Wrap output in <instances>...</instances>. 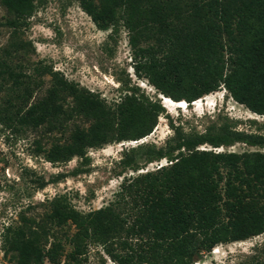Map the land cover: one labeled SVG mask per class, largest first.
Returning <instances> with one entry per match:
<instances>
[{
	"label": "trees",
	"instance_id": "1",
	"mask_svg": "<svg viewBox=\"0 0 264 264\" xmlns=\"http://www.w3.org/2000/svg\"><path fill=\"white\" fill-rule=\"evenodd\" d=\"M70 1L101 31L123 26L136 77L160 96L190 105L224 89L233 101L264 116V0ZM0 5L10 17L0 27L12 29L6 59L28 52L31 45L17 30L33 14L34 0H0ZM33 72L50 75L51 86L28 104L39 83L19 78L6 60L0 62V74L8 75L21 101L2 121L68 134L47 153L51 163L86 160L89 148L141 140L152 133L165 107L137 95V89L107 104L50 66ZM238 142L264 149L263 138L243 141L228 127L204 134L174 129L164 147L139 145L138 150H146L142 165L134 160L126 165L133 172L161 160L166 164L130 176L115 200L97 210L81 213L57 196L47 202L49 212L41 218L21 215L17 226L2 232L3 256L10 264L56 262L63 253L56 233L68 223L75 228L69 257L77 263L88 244L96 243L116 264H196V257L218 244L263 234L264 152L200 150Z\"/></svg>",
	"mask_w": 264,
	"mask_h": 264
},
{
	"label": "rangeland",
	"instance_id": "2",
	"mask_svg": "<svg viewBox=\"0 0 264 264\" xmlns=\"http://www.w3.org/2000/svg\"><path fill=\"white\" fill-rule=\"evenodd\" d=\"M34 4L33 14L25 26L17 30L19 38L30 43L28 52L6 59L4 49L10 42L12 29L0 27V62L6 60L11 72L19 78L39 83L33 86L28 104L42 97L51 86V76H39L34 69L50 66L52 72L98 94L107 104L119 101L130 89H137V95L143 94L149 101H157L165 107L152 133L141 140L89 148L86 160L74 157L68 162L51 163L46 158L47 153L68 134L47 133L44 128L32 130L17 125L13 119L5 124L3 117L11 115L21 101L16 99L17 92L8 75L0 74V264H10L8 256H3L2 232L7 226H17L21 215L41 218L49 212L47 202L57 196L65 197L81 213L97 210L115 200L124 180L166 164L161 160L133 172L132 166L126 165L131 160L142 165L146 150H138L139 145L164 147L173 138L174 129L184 134H204L228 127L241 134L243 141L250 137L264 139V116L233 101L224 89L192 105L168 99L182 108L170 107L162 101L146 80L136 77L127 32L122 25H118L116 31L99 30L75 1L34 0ZM6 19L10 17L0 5V23ZM77 124L88 127L79 120ZM200 150L238 154L264 152L258 146L242 142L217 149L204 145ZM74 232V226L68 223L56 233L63 253L56 262L45 260L43 264H116L96 243L88 244L78 263L72 261L69 257L72 247L68 243ZM195 262L261 264L264 262V233L241 242L218 244L210 253L196 257Z\"/></svg>",
	"mask_w": 264,
	"mask_h": 264
},
{
	"label": "bare ground",
	"instance_id": "3",
	"mask_svg": "<svg viewBox=\"0 0 264 264\" xmlns=\"http://www.w3.org/2000/svg\"><path fill=\"white\" fill-rule=\"evenodd\" d=\"M162 97V99H164V101H165V103L167 104V105H171L170 107H179L178 105H173V104H171V102L168 100V98H166V97H163V96H161ZM172 101V100H171ZM179 104H181V103H179ZM183 104H185V103H183ZM202 106V105H201Z\"/></svg>",
	"mask_w": 264,
	"mask_h": 264
},
{
	"label": "clouds",
	"instance_id": "4",
	"mask_svg": "<svg viewBox=\"0 0 264 264\" xmlns=\"http://www.w3.org/2000/svg\"><path fill=\"white\" fill-rule=\"evenodd\" d=\"M209 95H211V94H209ZM209 95H207V96H209ZM207 96H205V97H207ZM205 97H203V98H205ZM203 98H201L202 100H203ZM201 99H199V100H201ZM199 100H197V101H199ZM162 101H164V99H162ZM170 101V100H169ZM197 101H195V102H197ZM195 102H192L190 105H192L193 103L195 104ZM185 103V102H184ZM186 104V103H185ZM189 105V104H188Z\"/></svg>",
	"mask_w": 264,
	"mask_h": 264
}]
</instances>
